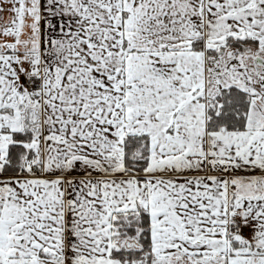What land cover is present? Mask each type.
Masks as SVG:
<instances>
[{
    "label": "snow or ice",
    "instance_id": "6c2138e0",
    "mask_svg": "<svg viewBox=\"0 0 264 264\" xmlns=\"http://www.w3.org/2000/svg\"><path fill=\"white\" fill-rule=\"evenodd\" d=\"M0 264H264V0H0Z\"/></svg>",
    "mask_w": 264,
    "mask_h": 264
}]
</instances>
